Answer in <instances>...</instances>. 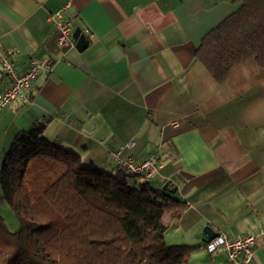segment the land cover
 <instances>
[{"label":"crops","instance_id":"crops-1","mask_svg":"<svg viewBox=\"0 0 264 264\" xmlns=\"http://www.w3.org/2000/svg\"><path fill=\"white\" fill-rule=\"evenodd\" d=\"M238 7L233 0H0V48L16 51L19 70L32 55L52 65L34 80L29 103L1 111L0 150L45 123L47 138L109 172L119 166L115 150L137 161L159 153L163 167L152 184L174 180L190 203L166 242L193 247L189 264H229L225 252L205 250L203 231L264 228V69L249 59L219 83L195 52ZM58 10L81 28L86 47L58 44L49 19ZM9 83L0 71V93ZM254 264H264V234Z\"/></svg>","mask_w":264,"mask_h":264},{"label":"trees","instance_id":"trees-1","mask_svg":"<svg viewBox=\"0 0 264 264\" xmlns=\"http://www.w3.org/2000/svg\"><path fill=\"white\" fill-rule=\"evenodd\" d=\"M233 1L195 52L219 83L249 59L264 69V0ZM44 130L16 133L0 161V200L20 222L13 232L0 215V264H189L193 247L166 242L190 205L174 180L106 171Z\"/></svg>","mask_w":264,"mask_h":264},{"label":"built area","instance_id":"built-area-1","mask_svg":"<svg viewBox=\"0 0 264 264\" xmlns=\"http://www.w3.org/2000/svg\"><path fill=\"white\" fill-rule=\"evenodd\" d=\"M53 22L57 42L60 46L72 45L76 41L73 37L74 25L71 20L64 17L61 10L49 14ZM16 51H4L0 48V71L9 80V85L0 93V113L3 108L15 100L23 103L30 102L28 90L41 72H48L52 65L45 63L40 56L32 55L25 70H19L14 60ZM134 140L127 142L126 147L132 148ZM122 149L115 150L113 155L118 164L128 173L141 176L146 181H153L163 167V160L159 153H152L144 159L137 161L132 155L124 156ZM173 181V180H171ZM264 234V228L259 233L234 235L229 231H217V234L204 242V248L209 253L225 252L229 264H254L255 247L259 235Z\"/></svg>","mask_w":264,"mask_h":264},{"label":"rangeland","instance_id":"rangeland-1","mask_svg":"<svg viewBox=\"0 0 264 264\" xmlns=\"http://www.w3.org/2000/svg\"><path fill=\"white\" fill-rule=\"evenodd\" d=\"M8 147H10V146H8ZM8 149L9 148H7V150ZM0 151L3 152V150H0ZM3 153L1 154L0 161L3 157ZM0 195H1V188H0ZM0 215H2V217L5 220V223L7 224L8 228L11 231L14 232V231H17L20 229V222H19L18 218L16 217L15 213L12 211V209L10 208V206L7 203L2 202L1 200H0Z\"/></svg>","mask_w":264,"mask_h":264},{"label":"water","instance_id":"water-1","mask_svg":"<svg viewBox=\"0 0 264 264\" xmlns=\"http://www.w3.org/2000/svg\"><path fill=\"white\" fill-rule=\"evenodd\" d=\"M73 37L76 41V46L79 49H82L87 46L89 43L88 38L82 33L80 27L75 28ZM217 234V230H215L211 225H207L203 231V237L206 239L212 238Z\"/></svg>","mask_w":264,"mask_h":264}]
</instances>
